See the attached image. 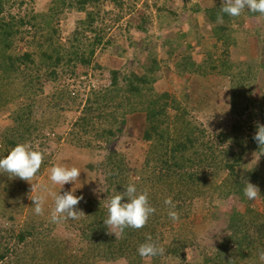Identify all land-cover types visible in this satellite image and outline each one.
<instances>
[{
    "label": "rangeland",
    "instance_id": "1",
    "mask_svg": "<svg viewBox=\"0 0 264 264\" xmlns=\"http://www.w3.org/2000/svg\"><path fill=\"white\" fill-rule=\"evenodd\" d=\"M20 1L23 4L20 5ZM53 0H11L5 5L6 11L15 16H33L40 13H49ZM57 1V0H56ZM73 2L74 0H65ZM216 0H98L88 4L82 11L77 5L61 8L60 14L53 20L44 19L33 28L25 24L20 29L22 38L13 45L9 53L22 55L25 52L34 54L54 53L57 49L66 55L71 45H76L78 39L94 38L93 33L86 28L87 12H93V28L97 31L95 53L92 62L84 66L73 61L70 64L61 63L53 66L54 78L50 79L44 70L34 73H19L10 86L13 98L0 108V134L12 125V115L20 108L30 109L31 121L38 127V131L24 144L32 150L43 153V171L36 175L31 183L46 186L51 192L63 195L68 191H75L74 195L83 199L76 206L86 215L88 205L98 202L107 211L106 199L112 197L114 189L108 181V173L102 163L110 152L124 157V162L131 170H139L149 149V143L142 138L145 129L143 112L123 113L124 108L104 107L100 101L102 92L109 88L112 82V72L119 71V81L124 85V78L130 73L142 74L151 66L150 60L157 62L156 71L151 75L152 88L157 93L168 92L173 96L179 108L186 111V118L196 127L204 130L206 138L213 139V135L222 130L228 131L235 121L230 112V80L221 70L207 71L205 75L194 72H181L182 61L190 57L191 61L203 64L211 53L212 61L217 63L227 52L228 58L240 67H252L258 70L257 88L251 95L255 116L251 122L259 121L264 125V18L260 15H247V9L232 21L230 45L219 43L215 48V39L211 36L210 25L203 18V14L196 12L194 7L201 9L211 6ZM222 1L223 0H219ZM39 20V18H37ZM55 32H52V30ZM87 29V28H86ZM84 33V34H83ZM226 50V51H225ZM22 69V68H20ZM37 72V73H36ZM146 72V71H145ZM89 100V102H88ZM119 100V99H118ZM92 104L90 120L106 115L107 120L102 122L100 129L117 127L110 141L101 136L83 132L76 121L83 115L82 112ZM256 105V106H255ZM85 106V107H84ZM262 110V115H260ZM170 119L175 111L168 109ZM123 118V119H122ZM124 120L123 122H121ZM246 127L250 121L242 118ZM99 121V120H98ZM120 129V130H119ZM244 132H250L245 128ZM100 133V132H99ZM102 134V133H101ZM100 134V135H101ZM248 169L258 165L259 155L248 154ZM55 165L77 167L81 174L79 180L73 183L54 185L49 180L48 169ZM88 166L93 167L89 169ZM130 176L133 182L138 180L137 173ZM225 172L219 176L221 181ZM28 187L26 198L21 192L17 198L22 203V212L17 213L14 222H8L0 210V227L9 228L16 232L24 223L33 221L42 224L51 236H58L64 240L68 251L82 252L86 243L78 236V223L84 218L81 216L75 221L52 223L50 213L54 207L52 196H47L43 208V215L34 212L31 196V185ZM24 193V191H23ZM240 203L218 200L215 198H193L189 201L191 225L186 221L174 222V227L181 223L182 233L191 241L185 246L187 261L193 262L202 253H211L219 242L229 235L226 217L233 209L239 208ZM253 206L262 208L258 197ZM107 218V215H106ZM166 234L160 235L157 240L164 255L160 256L165 264H177V261L166 254L165 245L173 238L170 228H165ZM116 238L114 234H111ZM123 235L117 237L121 240ZM138 246L139 243L137 242ZM135 245V244H133ZM158 245V244H157ZM128 253V252H126ZM132 253L131 261L142 264H152L151 259H137ZM167 257L165 258V256ZM165 258V259H164ZM188 263V262H187ZM96 264H130L124 255L117 260L97 262Z\"/></svg>",
    "mask_w": 264,
    "mask_h": 264
},
{
    "label": "trees",
    "instance_id": "2",
    "mask_svg": "<svg viewBox=\"0 0 264 264\" xmlns=\"http://www.w3.org/2000/svg\"><path fill=\"white\" fill-rule=\"evenodd\" d=\"M10 1L0 0V108L13 98L10 86L14 79L19 77V73L44 70L52 79L56 71L51 69L55 65L75 61L88 66L92 62L98 39L97 31L92 27L95 13L87 12L88 20L85 24L87 29L84 30L93 33L94 38L83 41L77 37L82 36V33L76 32V45H71L66 55L62 54L61 49L54 53L44 52L37 55L32 52H25L22 55L9 53L15 42L23 37L20 29L25 24L41 29L38 25L44 19L51 21L58 17L65 3L70 7L76 4L79 10L84 11L88 4L95 5L98 2L53 0L49 13H36L26 18L6 11L5 5ZM22 4L23 1H20V5ZM221 7L222 1L219 0L204 9L198 5L194 7L196 12L203 14L206 23L210 25L216 49L221 42L224 46L230 45L232 21L238 19L221 13ZM218 14L223 16V24L216 23ZM247 15L259 14L247 10ZM226 53L224 52L223 58L217 63L212 61L210 52H207L208 57L203 64H197L191 61L190 57H185L182 61L183 69L180 70L182 73L190 71L205 75L207 71L219 69L229 77L230 112L236 119L228 131L215 133L213 139L206 138L204 130L187 120L186 111L179 108L173 96L168 92L157 93L153 90L149 73L153 74L156 71L155 59L150 60L151 66L145 70L146 72L140 75L130 73L131 76L124 78V85L120 84L119 71H113L109 88L101 94L100 101L104 103L105 108L116 104L118 108L125 107L124 114L134 111L144 114L145 129L142 138L149 143V149L141 168L138 171L131 170L125 164L124 157L115 152H110L105 163L101 164L107 171L108 181L114 189L112 196L123 194L126 191L124 187L129 184H134L138 193L147 191L149 203L155 208V213L149 217L143 228L139 230L127 228L123 238L117 240L108 233L103 224L107 211L100 203L91 202L86 215L78 223V236L86 243V249L81 255H78L80 252L68 251L64 240L58 236H51L42 224L29 221L17 232L0 227V264H96L101 261L117 260L124 255L130 264H142L137 253L139 247L137 242L139 245L151 242L160 246L157 238L166 234L165 228L171 229L173 238L164 248L166 254L174 258L177 264H260L258 252L264 249V152H259L258 144L253 140L256 126L260 123L257 120L251 122V117L255 116L251 95L257 88L260 73L250 66L240 67L234 64ZM86 105L83 115L75 123L76 126L85 133L90 134L92 131L90 136L98 134L106 141H110L118 128L108 126L100 129L102 122L107 120L106 115L98 116L95 121H91L92 104ZM171 108L175 111L172 119L168 116V109ZM262 113L260 110V115ZM30 114V109L27 108L25 111L20 108L12 115L13 124L0 134V158L6 157L13 147L26 143V140L37 133L38 127L32 123ZM244 116L250 121L249 127H246L242 120ZM245 128L250 132H244ZM255 152H258L261 161L248 169V154ZM43 167L42 164L36 175L41 174ZM88 168L93 169L91 166ZM135 172L138 180L133 182L130 176ZM222 172L225 174L220 181L219 176ZM242 180L259 187L261 209L255 208L254 201H249L244 196ZM28 190L23 180L18 177L0 174V210L8 222H14L15 215L22 212V203L17 194L21 192L22 198L25 199ZM169 197L172 198L176 206L175 211L179 214L177 222H184L189 218L188 203L195 197L238 201L240 206L231 210L226 217L229 235L223 238L211 253L204 252L196 261L189 262L185 246L190 245L191 241H187L188 237L182 233V222L174 227V222L169 219V206L164 203ZM126 202L128 201L125 197L122 203ZM187 224L191 225L190 220H187ZM149 236L151 241H148ZM133 252H135L133 256L139 259L137 263L130 259ZM152 264L165 263L160 256H156L153 257Z\"/></svg>",
    "mask_w": 264,
    "mask_h": 264
},
{
    "label": "clouds",
    "instance_id": "3",
    "mask_svg": "<svg viewBox=\"0 0 264 264\" xmlns=\"http://www.w3.org/2000/svg\"><path fill=\"white\" fill-rule=\"evenodd\" d=\"M259 14L264 17V0H223L220 12L229 17H239L244 10ZM217 24H223V16L217 15ZM257 130L253 136V140L258 144L260 151L264 152V125L257 124ZM258 152L253 153L256 157ZM43 153L32 150L28 144H17L11 149L6 157L0 158V174H7L9 177H18L19 179L28 182L31 185V196L33 193H38L32 196L34 212L37 215H43L44 202L47 196H52L54 207L50 213L52 223H62L67 221H75L81 216H85L76 206L83 199L82 196L74 195L75 191L65 192L63 195L51 192L46 186L31 183L43 163ZM49 180L54 185L73 183L79 180L81 171L77 167H67L55 165L48 169ZM244 184L243 194L249 201H255L260 197V189L247 180H242ZM126 191L123 194H117L108 197L106 201L107 218L103 224L108 229V233L114 234L117 237L123 235L125 229L131 228L139 230L143 228L151 215L155 213V208L152 207L148 200V193L144 191L138 193L134 184H129L124 187ZM127 198L126 203L122 200ZM166 206H169L168 217L173 222L179 220V214L175 211V204L172 198L169 197L164 201ZM151 241V237H148ZM137 253L142 259H151L156 256H163L164 249L158 245L146 242L137 248ZM258 257L260 264H264V249L259 250Z\"/></svg>",
    "mask_w": 264,
    "mask_h": 264
}]
</instances>
